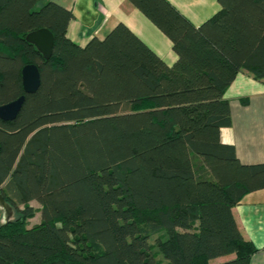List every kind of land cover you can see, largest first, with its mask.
Listing matches in <instances>:
<instances>
[{
  "label": "trees",
  "instance_id": "16d2710c",
  "mask_svg": "<svg viewBox=\"0 0 264 264\" xmlns=\"http://www.w3.org/2000/svg\"><path fill=\"white\" fill-rule=\"evenodd\" d=\"M128 1L171 39L172 65L123 22L80 45L69 9L0 0V105L26 95L0 117V199L14 212L0 208V264H250L258 251L233 208L264 188V162L243 163L222 129L236 76L264 80V0H218L199 26L169 0ZM42 27L49 59L26 39ZM28 63L42 78L30 94Z\"/></svg>",
  "mask_w": 264,
  "mask_h": 264
},
{
  "label": "crops",
  "instance_id": "0c3cea01",
  "mask_svg": "<svg viewBox=\"0 0 264 264\" xmlns=\"http://www.w3.org/2000/svg\"><path fill=\"white\" fill-rule=\"evenodd\" d=\"M44 1L56 2L72 12L67 34L80 45H86L93 37L104 38L123 22L169 65L177 60L171 39L128 0ZM169 1L197 26L221 9L218 0ZM225 97L230 100L232 124L222 129L223 141L235 146L243 163L264 162V80H256L248 71H242ZM233 212L244 237L258 248L250 264H264V188L246 194ZM233 256L220 257L216 262Z\"/></svg>",
  "mask_w": 264,
  "mask_h": 264
},
{
  "label": "water",
  "instance_id": "95a60500",
  "mask_svg": "<svg viewBox=\"0 0 264 264\" xmlns=\"http://www.w3.org/2000/svg\"><path fill=\"white\" fill-rule=\"evenodd\" d=\"M26 39L34 44L46 59H49L52 56L55 36L49 28L42 27L30 31L26 35ZM22 83L26 93H35L39 90L42 78L37 64L28 63L22 68ZM25 100L26 95L22 94L18 98L0 105V117L6 121L15 119L20 113ZM5 205L8 206L4 200H0V208ZM8 208L11 210L9 206ZM11 215L14 216L13 210H11Z\"/></svg>",
  "mask_w": 264,
  "mask_h": 264
},
{
  "label": "rangeland",
  "instance_id": "374dc122",
  "mask_svg": "<svg viewBox=\"0 0 264 264\" xmlns=\"http://www.w3.org/2000/svg\"><path fill=\"white\" fill-rule=\"evenodd\" d=\"M0 200H2V199H0ZM32 205L34 207H36V208H40V206H41L40 203H38L37 201H33ZM1 210H2V217H3L4 220H7L10 216H12L11 215V210L8 208V206L5 205V206L1 207ZM40 219H41V212H37L35 217H33V218H31L29 220L30 221V226L33 225V224L38 223L40 221ZM155 237L156 236L152 237L151 242L154 241ZM157 260H158V264H168L167 260L165 259V257L163 256L162 253L158 254Z\"/></svg>",
  "mask_w": 264,
  "mask_h": 264
}]
</instances>
